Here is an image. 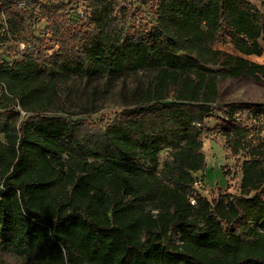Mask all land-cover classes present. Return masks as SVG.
<instances>
[{
    "label": "trees",
    "instance_id": "16d2710c",
    "mask_svg": "<svg viewBox=\"0 0 264 264\" xmlns=\"http://www.w3.org/2000/svg\"><path fill=\"white\" fill-rule=\"evenodd\" d=\"M256 1L0 0V264H264L260 153L239 194L194 188L214 110L236 156L264 118L221 92L264 79Z\"/></svg>",
    "mask_w": 264,
    "mask_h": 264
},
{
    "label": "rangeland",
    "instance_id": "374dc122",
    "mask_svg": "<svg viewBox=\"0 0 264 264\" xmlns=\"http://www.w3.org/2000/svg\"><path fill=\"white\" fill-rule=\"evenodd\" d=\"M253 2L259 6L256 0ZM139 22L142 18H138ZM40 23L39 27L44 26ZM263 54L260 57H249L251 62L264 65V44ZM3 47V48H2ZM1 52H10L5 46H2ZM229 53L231 49L219 47ZM121 83H114L109 92V99L115 95L118 86ZM222 97L225 100H233L251 105H264V79L255 81L249 78L229 80L221 87ZM116 100V99H115ZM118 105L112 104L111 100L107 101L105 108L98 114L85 117L87 123H98L102 121H111L118 112ZM232 125L228 122L227 117L222 109H215L213 116L207 121L202 135L203 153L206 159V168L204 176L202 173L194 175L196 184L194 186L197 195L212 201L217 199L221 194H239L241 172L239 166L243 161L249 160L248 149L255 148L260 153V158L264 161V118L258 117L250 127L246 129L245 147L236 156L232 153L230 142L232 138L227 135Z\"/></svg>",
    "mask_w": 264,
    "mask_h": 264
},
{
    "label": "crops",
    "instance_id": "0c3cea01",
    "mask_svg": "<svg viewBox=\"0 0 264 264\" xmlns=\"http://www.w3.org/2000/svg\"><path fill=\"white\" fill-rule=\"evenodd\" d=\"M263 54V53H262ZM249 57H256V56H246V57H244V59H246V60H248V61H250L249 59H247V58H249ZM258 58V57H257ZM254 63V62H253ZM257 64H259V63H257ZM260 65H262V64H260ZM111 92H114V91H111ZM198 174V173H197Z\"/></svg>",
    "mask_w": 264,
    "mask_h": 264
},
{
    "label": "built area",
    "instance_id": "2783aa9c",
    "mask_svg": "<svg viewBox=\"0 0 264 264\" xmlns=\"http://www.w3.org/2000/svg\"><path fill=\"white\" fill-rule=\"evenodd\" d=\"M80 16H82V13H80ZM196 184V183H195ZM190 203L192 204V205H194L195 204V200L194 199H191L190 200Z\"/></svg>",
    "mask_w": 264,
    "mask_h": 264
}]
</instances>
